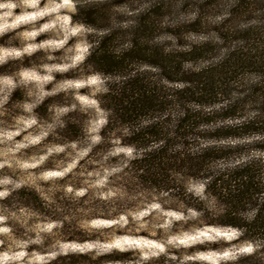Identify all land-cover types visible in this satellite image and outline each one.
I'll use <instances>...</instances> for the list:
<instances>
[{"label": "clouds", "instance_id": "9594fccd", "mask_svg": "<svg viewBox=\"0 0 264 264\" xmlns=\"http://www.w3.org/2000/svg\"><path fill=\"white\" fill-rule=\"evenodd\" d=\"M135 78L157 106L126 119ZM72 257L264 264V0H0V264Z\"/></svg>", "mask_w": 264, "mask_h": 264}, {"label": "trees", "instance_id": "16d2710c", "mask_svg": "<svg viewBox=\"0 0 264 264\" xmlns=\"http://www.w3.org/2000/svg\"><path fill=\"white\" fill-rule=\"evenodd\" d=\"M86 19L89 21L94 20L93 12L91 10L85 13ZM133 57L147 59L151 63L161 64L165 69V75H168L170 78L174 76L175 72L178 70V65L174 63L172 58L163 57L159 53H152L151 55H146V50L143 48H137L131 54ZM96 65L101 69L111 72L116 71L121 68L123 65V60H116L108 51V41L105 40L102 42L100 49L97 50V53L93 57ZM241 63V58L239 56L233 61V64ZM228 70V67L224 69ZM187 79H193L197 81V90H201L200 86L203 85L202 91L204 95L196 97L191 90H188V98L206 100L211 98V93L213 92V81L214 76L212 73H209L205 76L197 77H186ZM127 101V103H125ZM157 94L154 91V86H150L148 83H145L140 78H135L129 81L125 85V89L118 96H113L110 98V103L114 104L117 108L118 113L126 119L133 118L135 115L145 112L148 109L154 108L157 106ZM227 113H225L226 115ZM191 123V121L189 122ZM151 131L155 132V129ZM234 134L232 129H220L217 130L215 135H229ZM211 155H215L212 153ZM144 166L153 167L162 163L160 155H153L150 158L146 159ZM193 167H198L196 162H192ZM239 175V174H237ZM74 263V262H73ZM245 264H252L250 260L245 261Z\"/></svg>", "mask_w": 264, "mask_h": 264}, {"label": "rangeland", "instance_id": "374dc122", "mask_svg": "<svg viewBox=\"0 0 264 264\" xmlns=\"http://www.w3.org/2000/svg\"><path fill=\"white\" fill-rule=\"evenodd\" d=\"M74 262V263H73ZM67 264H82V261L81 260H78L77 258L75 257H72L70 258L68 261H67Z\"/></svg>", "mask_w": 264, "mask_h": 264}]
</instances>
